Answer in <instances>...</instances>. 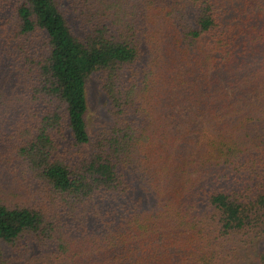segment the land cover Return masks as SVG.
<instances>
[{"label": "trees", "instance_id": "trees-1", "mask_svg": "<svg viewBox=\"0 0 264 264\" xmlns=\"http://www.w3.org/2000/svg\"><path fill=\"white\" fill-rule=\"evenodd\" d=\"M13 261L264 264V0H0Z\"/></svg>", "mask_w": 264, "mask_h": 264}, {"label": "rangeland", "instance_id": "rangeland-1", "mask_svg": "<svg viewBox=\"0 0 264 264\" xmlns=\"http://www.w3.org/2000/svg\"><path fill=\"white\" fill-rule=\"evenodd\" d=\"M99 79L94 77L90 83V113L89 124L92 133L98 128L99 125L105 124L108 121V101L105 95L100 90ZM263 243H259V247H262ZM3 254L8 255L11 251L6 244H2ZM10 264H25L24 261H13Z\"/></svg>", "mask_w": 264, "mask_h": 264}]
</instances>
